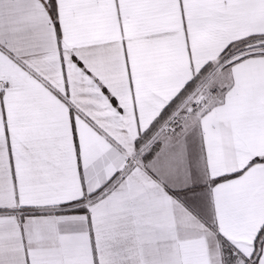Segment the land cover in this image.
<instances>
[{
    "label": "snow or ice",
    "instance_id": "obj_1",
    "mask_svg": "<svg viewBox=\"0 0 264 264\" xmlns=\"http://www.w3.org/2000/svg\"><path fill=\"white\" fill-rule=\"evenodd\" d=\"M0 264H264V0H0Z\"/></svg>",
    "mask_w": 264,
    "mask_h": 264
}]
</instances>
